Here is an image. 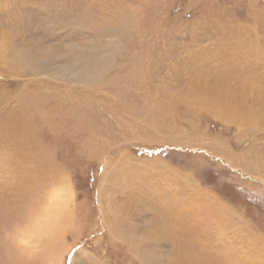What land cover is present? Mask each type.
<instances>
[{"label":"rangeland","instance_id":"1","mask_svg":"<svg viewBox=\"0 0 264 264\" xmlns=\"http://www.w3.org/2000/svg\"><path fill=\"white\" fill-rule=\"evenodd\" d=\"M0 264H264V0H0Z\"/></svg>","mask_w":264,"mask_h":264},{"label":"bare ground","instance_id":"2","mask_svg":"<svg viewBox=\"0 0 264 264\" xmlns=\"http://www.w3.org/2000/svg\"><path fill=\"white\" fill-rule=\"evenodd\" d=\"M206 99V98H205ZM207 102V101H206ZM212 103V102H211ZM31 203H29V205H30ZM31 206H32V204H31ZM31 209H32V207H31ZM25 212V211H24ZM30 213V212H29ZM57 226V225H56ZM42 234V233H41Z\"/></svg>","mask_w":264,"mask_h":264}]
</instances>
